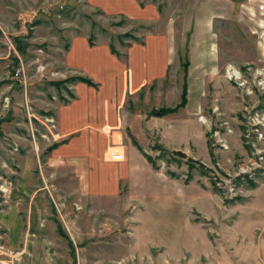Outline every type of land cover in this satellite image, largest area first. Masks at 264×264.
I'll list each match as a JSON object with an SVG mask.
<instances>
[{"label":"rangeland","instance_id":"374dc122","mask_svg":"<svg viewBox=\"0 0 264 264\" xmlns=\"http://www.w3.org/2000/svg\"><path fill=\"white\" fill-rule=\"evenodd\" d=\"M182 1L163 0L162 19L142 25L89 0H0V212L43 188L46 222L70 264H264V0H238L229 24L217 22L213 74L185 77L176 58L165 78L121 107L116 142L126 151L132 141L151 157L141 186L94 196L78 171L49 161L56 110L77 98L72 76L89 77L67 63L75 38L119 54L140 43L127 33L144 41L163 31L169 5ZM185 80L188 110L179 106ZM1 233L14 259L0 224Z\"/></svg>","mask_w":264,"mask_h":264},{"label":"crops","instance_id":"0c3cea01","mask_svg":"<svg viewBox=\"0 0 264 264\" xmlns=\"http://www.w3.org/2000/svg\"><path fill=\"white\" fill-rule=\"evenodd\" d=\"M89 1L104 11L124 14L145 25L160 21L163 11H166V7L161 6L163 0ZM237 1L183 0L180 3L184 6L171 3L172 14L168 16L163 31L150 33L144 43L118 48L119 54L113 53L109 44L90 46L86 39L75 38L67 63L78 73L84 71L98 83V87L80 82L75 85L77 98L58 106L54 116L57 119V138L53 140L55 144L49 154L50 163L55 166L61 163L78 171L79 179L94 196L119 195L128 182L130 188H136V184L141 186L137 176L150 174L153 166L131 139L126 147L125 161L106 162L102 159L106 148L111 143H118L117 134H123L121 124L126 120L121 115L125 114L121 107L129 97L146 90L159 78H165L176 58L182 68V49L179 47L182 45L176 42L177 26L183 28L181 39L185 37L187 44L189 42V77L194 71L213 74L214 69L220 66L217 22L222 26L229 24L235 16ZM177 11L180 14H176ZM190 103L189 100L186 110ZM123 180L126 181L124 185ZM41 189L36 191L40 193ZM39 193L15 196L9 207L0 212L6 242L18 252L14 259L8 258V261L10 264H70L58 254L60 234L46 222L49 216L42 207L43 198L38 196Z\"/></svg>","mask_w":264,"mask_h":264},{"label":"built area","instance_id":"2783aa9c","mask_svg":"<svg viewBox=\"0 0 264 264\" xmlns=\"http://www.w3.org/2000/svg\"><path fill=\"white\" fill-rule=\"evenodd\" d=\"M230 72V70L228 71ZM21 72L20 70L17 71V74L19 75ZM46 121H50L54 123L52 126L55 127V119L47 118ZM57 133H54L53 139H56ZM126 151L125 147L122 142L120 143H113L109 147L106 148V150L103 152V158L106 162H123L126 160ZM6 189H1L2 192H4ZM1 204V201H0ZM5 240L3 234H0V264H10L8 261V258H11L13 256V251H11L8 246L3 242Z\"/></svg>","mask_w":264,"mask_h":264},{"label":"trees","instance_id":"16d2710c","mask_svg":"<svg viewBox=\"0 0 264 264\" xmlns=\"http://www.w3.org/2000/svg\"><path fill=\"white\" fill-rule=\"evenodd\" d=\"M142 25H144V24H142ZM125 36H126V38H131V39L135 40V42H138L139 41L140 43H144L143 40H140V39H138V38H136L134 36H131L129 33H127V35H125ZM93 39H94L93 37L90 38V41L92 43H93ZM112 49H113V52H116V50L114 48H112ZM186 53H187V55L184 58L185 59L184 62H183V57L181 58L182 67L184 68V75H185V77L188 76L189 66H190V60L188 59L189 58V56H188L189 55V51L187 50ZM72 77L74 78L73 80L75 82L76 81H80V82H85V83H88L90 85L95 86L94 81L91 78H89V77H83V76H72ZM72 77H70V78H72ZM188 89H189V85L187 83V80H185L184 81V84H183V100H182L181 104H179V106H186L187 105L188 99H189V97H188V93H189L188 92ZM179 106L177 105V107H175V108L177 109ZM175 108H168V109L165 110V112L171 111L172 109H175ZM152 113H155V114H158V115L164 114V112H161V110H156V109ZM139 149L145 154V156L147 157V159L149 161H151V157L149 155H147V153L144 151L143 148H141V146L139 147ZM252 184L254 185V183H252Z\"/></svg>","mask_w":264,"mask_h":264},{"label":"water","instance_id":"95a60500","mask_svg":"<svg viewBox=\"0 0 264 264\" xmlns=\"http://www.w3.org/2000/svg\"><path fill=\"white\" fill-rule=\"evenodd\" d=\"M179 154L185 158L187 157V154L185 152L179 151Z\"/></svg>","mask_w":264,"mask_h":264}]
</instances>
